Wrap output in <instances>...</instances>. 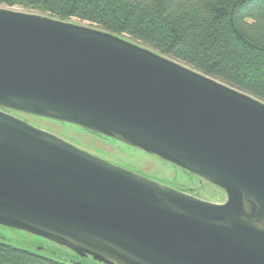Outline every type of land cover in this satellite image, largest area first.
Listing matches in <instances>:
<instances>
[{"label":"water","instance_id":"water-1","mask_svg":"<svg viewBox=\"0 0 264 264\" xmlns=\"http://www.w3.org/2000/svg\"><path fill=\"white\" fill-rule=\"evenodd\" d=\"M77 126L215 204L12 115ZM0 226L100 264H264V102L109 32L0 7Z\"/></svg>","mask_w":264,"mask_h":264},{"label":"trees","instance_id":"trees-1","mask_svg":"<svg viewBox=\"0 0 264 264\" xmlns=\"http://www.w3.org/2000/svg\"><path fill=\"white\" fill-rule=\"evenodd\" d=\"M0 6L87 23L264 102V0H0ZM0 264L68 263L0 242Z\"/></svg>","mask_w":264,"mask_h":264},{"label":"rangeland","instance_id":"rangeland-1","mask_svg":"<svg viewBox=\"0 0 264 264\" xmlns=\"http://www.w3.org/2000/svg\"><path fill=\"white\" fill-rule=\"evenodd\" d=\"M9 9L29 12L18 7ZM71 23L89 26L87 23L78 20H72ZM12 115L114 165L139 173L159 183L163 181L165 184H169V187L178 188L177 186H182L184 189L192 191L193 194H199L200 197L198 198L215 204H222L226 200L225 194L218 188L199 178L195 179L188 175L189 173L187 174V172L123 143L67 123L24 114L14 113ZM0 242L38 252L53 259L63 260L68 264H100L92 258H80L70 250L45 239L3 226H0Z\"/></svg>","mask_w":264,"mask_h":264},{"label":"flooded vegetation","instance_id":"flooded-vegetation-1","mask_svg":"<svg viewBox=\"0 0 264 264\" xmlns=\"http://www.w3.org/2000/svg\"><path fill=\"white\" fill-rule=\"evenodd\" d=\"M191 195V194H190Z\"/></svg>","mask_w":264,"mask_h":264}]
</instances>
